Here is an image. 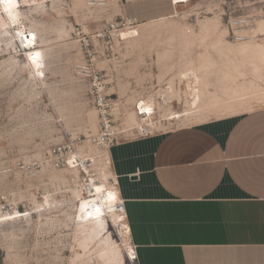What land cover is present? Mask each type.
Returning a JSON list of instances; mask_svg holds the SVG:
<instances>
[{
    "label": "rangeland",
    "instance_id": "rangeland-1",
    "mask_svg": "<svg viewBox=\"0 0 264 264\" xmlns=\"http://www.w3.org/2000/svg\"><path fill=\"white\" fill-rule=\"evenodd\" d=\"M156 1L161 9L164 0ZM23 4L21 21L37 33L35 45H39L27 50L33 58L30 63L0 6V19L8 27L0 25V209L18 205L26 213L0 220V264H122L121 236L117 227H111L110 215L101 223L75 221L78 190L71 170L49 169L26 182L17 169L18 162L40 159L68 137L97 132L100 118L90 102L88 82L75 72L84 52L73 31L77 23L86 30L100 29L108 13H122V0H110L109 10L88 9L84 0H25ZM178 9L176 15L159 16L123 33L127 38L139 35L117 48L108 63L109 91L121 102L116 126H141L137 100L158 96L156 90L166 85L173 86L174 95L167 94L169 88L161 91L169 101L160 99L157 114L148 122L164 131L264 105V96L253 94L254 90L245 105L229 102V91L241 82L254 81L264 89V70L255 73L250 60L217 49L220 37L233 47L264 44V0H195ZM231 16L251 20L246 42L233 41L229 35ZM206 52L209 63L201 60ZM44 58L49 68L41 80L35 70ZM188 78L194 81L192 88ZM211 94L219 100L207 106ZM172 98L180 103L167 105ZM186 110L193 112L185 114Z\"/></svg>",
    "mask_w": 264,
    "mask_h": 264
},
{
    "label": "crops",
    "instance_id": "crops-1",
    "mask_svg": "<svg viewBox=\"0 0 264 264\" xmlns=\"http://www.w3.org/2000/svg\"><path fill=\"white\" fill-rule=\"evenodd\" d=\"M181 6L122 0V13L142 25ZM110 156L140 264H264V105L124 140Z\"/></svg>",
    "mask_w": 264,
    "mask_h": 264
},
{
    "label": "built area",
    "instance_id": "built-area-1",
    "mask_svg": "<svg viewBox=\"0 0 264 264\" xmlns=\"http://www.w3.org/2000/svg\"><path fill=\"white\" fill-rule=\"evenodd\" d=\"M22 5L23 0H20ZM174 6L189 5L192 0H171ZM85 7L92 10H109L110 0H84ZM96 21H92L95 23ZM102 27L93 31L86 30L85 25L77 23L73 33L81 42L84 52L83 60L76 64L75 72L77 76L88 82L87 93L89 94L90 102L96 107L100 118L97 132L90 133L88 136L75 135L68 137L64 142L56 144L49 148L40 159L26 160L18 162L17 169L19 175L26 182L36 180L42 172L49 169H77L78 177L76 185L80 188L84 197L92 204L96 205L100 202L96 193V186L103 181V171L109 170L111 176L107 182V188L118 190V176L113 172V164L110 156V149L128 139L144 138L152 136L164 130L159 127L153 128L146 124L150 116H155L158 112V102L163 96H142L135 106L137 117L145 122L140 128H122L115 125V118L118 114V106L121 104L119 98H115V92L109 91V61L115 57L116 49L122 48V45L127 40L139 35L133 34L129 38L123 36V32L138 30L141 22L135 15L119 13L112 16L107 14L100 21ZM229 35L233 41L244 42L249 39L248 30L251 27V20L246 16H231L228 20ZM31 34L27 32L25 37ZM20 50L27 58V47L25 44L18 41ZM39 46L32 45V47ZM102 63L103 66H99ZM106 63V64H104ZM48 60L42 59L41 65L35 70L37 78L43 79L48 74ZM39 69V70H38ZM168 88H159L156 92L160 93ZM151 101L154 104L153 110L146 109L145 103ZM176 101L175 98L167 105H172ZM157 123V122H156ZM91 147L95 148L92 149ZM139 173V171L137 172ZM108 190L105 189V194ZM3 199V196H2ZM116 211L121 214L127 222V213L125 208V200L118 194L116 202ZM3 212L14 211L16 208L7 209L3 206ZM1 209V211H2ZM127 232L129 241L125 242L121 237L122 248L125 254L124 264H140L138 258L137 246L131 240L130 227L127 222Z\"/></svg>",
    "mask_w": 264,
    "mask_h": 264
},
{
    "label": "bare ground",
    "instance_id": "bare-ground-1",
    "mask_svg": "<svg viewBox=\"0 0 264 264\" xmlns=\"http://www.w3.org/2000/svg\"><path fill=\"white\" fill-rule=\"evenodd\" d=\"M25 0H23V3ZM0 6L3 10L2 13H5V17L9 20L10 26L14 27L15 29V36L17 39L23 44H25V47L27 48H32V45H35V37L36 34L32 30H29L23 25L21 21V11L20 7L21 1L20 0H12L11 6H9L6 3L0 2ZM0 25L5 26L6 22H4L3 19H0ZM5 29H8L7 26H5ZM29 32L32 36L28 35L25 37V34ZM125 33V32H123ZM124 36V34H123ZM127 38L126 36H124ZM220 45L218 46V51L223 52L226 56H239L243 60L248 59L251 62L252 67L255 69L254 72L258 73L257 71H262L264 70V44L260 42H256L254 44H243L240 45L239 47H233L232 44L230 43H225L223 40V37H220L218 40ZM246 42V41H245ZM242 43V42H241ZM27 49V50H29ZM27 60L31 61L29 51H27ZM202 57V58H201ZM201 60H203L204 63H209L211 62V59H209V53H203L201 56ZM244 62V61H243ZM242 62V63H243ZM241 63V64H242ZM243 65V64H242ZM240 65H237V68ZM34 71V70H33ZM36 75V73H35ZM260 76V75H259ZM37 77V76H36ZM46 77V75H45ZM44 77V78H45ZM43 78V79H44ZM41 79V78H38ZM42 80V79H41ZM187 85L189 88H192L194 85V81L190 78L187 79ZM168 93H171L174 95V88L172 85H169L168 87ZM250 90H254L256 94L263 95L264 96V89H261V86L258 83H255L254 81H249V82H241L234 86V88L229 91V102H233L238 105H245L248 102L249 96L248 93L250 94ZM249 91V92H248ZM165 93L160 92V95L163 96L164 101H169L168 96ZM217 94V93H216ZM210 95V94H209ZM219 98V97H218ZM217 96L214 94H211V97L209 98V101L205 103L207 106H213L217 103ZM219 100V99H218ZM242 101V102H239ZM236 102V103H235ZM232 104L229 105L231 107ZM148 110H153L154 104L151 101H148L145 103L144 106ZM199 107H202V105H199ZM193 111L192 110H186L185 114H191ZM137 116V115H136ZM153 116V115H152ZM155 116H153L154 118ZM151 118V116H150ZM151 119L146 121V124L148 125V122H150ZM142 122V121H141ZM145 122H142L141 126L138 128L144 126ZM150 127L156 128L154 126V123L151 122L149 124ZM66 170H71L72 178L71 180L76 182V179L78 177V170L77 169H66ZM103 181H101L97 186H96V195L98 196V199H100V202H98L96 205H91L92 203L83 196L80 188L76 185V189L78 190L77 193V198H78V204L76 206V214H75V221H78L79 225H87V224H95L98 222H106V216L110 215L112 217V223L111 227L115 226L117 227V230L119 232V235L122 237V239L125 242L129 241V235L127 232V222L123 219L120 213H118L116 209V202L118 200V194L119 190L114 189V188H107V182L109 180V177L111 176V172L109 170H104L103 171ZM105 189L108 190V193L105 194ZM27 212V210L25 211ZM26 213L21 212V210L15 209L14 211H9V212H3L0 209V220L3 221H10L14 220L15 218H19L24 216ZM34 214V213H32ZM31 214V215H32ZM2 222V221H0ZM114 223V224H113ZM125 238V239H124ZM127 239V240H126ZM121 246V245H120ZM122 248V246H121ZM123 252V263H125V254L122 248Z\"/></svg>",
    "mask_w": 264,
    "mask_h": 264
},
{
    "label": "snow or ice",
    "instance_id": "snow-or-ice-1",
    "mask_svg": "<svg viewBox=\"0 0 264 264\" xmlns=\"http://www.w3.org/2000/svg\"><path fill=\"white\" fill-rule=\"evenodd\" d=\"M0 2L6 3L9 6H11V4H12V0H0ZM37 56H39V53H37Z\"/></svg>",
    "mask_w": 264,
    "mask_h": 264
}]
</instances>
